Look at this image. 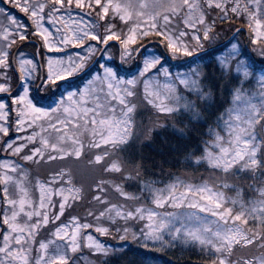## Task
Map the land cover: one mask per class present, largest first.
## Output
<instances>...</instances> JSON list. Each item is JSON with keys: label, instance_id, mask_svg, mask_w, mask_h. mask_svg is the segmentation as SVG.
<instances>
[{"label": "snow or ice", "instance_id": "1", "mask_svg": "<svg viewBox=\"0 0 264 264\" xmlns=\"http://www.w3.org/2000/svg\"><path fill=\"white\" fill-rule=\"evenodd\" d=\"M0 264H264V0H0Z\"/></svg>", "mask_w": 264, "mask_h": 264}]
</instances>
